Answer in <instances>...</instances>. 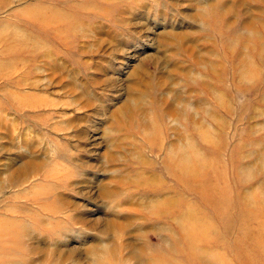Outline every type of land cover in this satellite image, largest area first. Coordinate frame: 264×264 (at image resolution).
<instances>
[{
	"label": "rangeland",
	"instance_id": "1",
	"mask_svg": "<svg viewBox=\"0 0 264 264\" xmlns=\"http://www.w3.org/2000/svg\"><path fill=\"white\" fill-rule=\"evenodd\" d=\"M244 252L264 264V0H0V264Z\"/></svg>",
	"mask_w": 264,
	"mask_h": 264
},
{
	"label": "bare ground",
	"instance_id": "2",
	"mask_svg": "<svg viewBox=\"0 0 264 264\" xmlns=\"http://www.w3.org/2000/svg\"><path fill=\"white\" fill-rule=\"evenodd\" d=\"M37 13H36L37 16L35 15L36 16L35 19H37L38 24H40L41 27L45 26V27H53L54 28L57 25V23L60 22V20H58V19H56L55 21L54 20L49 21L48 17L45 14L41 15L40 12L38 14ZM175 157H176V155H174V156L172 155L171 160L169 158V160H168L169 164L164 163V166H163L164 168H162V172L164 174H166L168 178L172 179V181L174 183L184 184V182L187 179H189L190 175H192L194 170L192 169V167H190V165L186 161V156L184 154H182L181 156H178V159H175ZM186 183H187V181H186ZM159 191L160 190L157 189V192H159ZM167 192H169V190H167ZM158 196H160V195H158ZM158 200H160V199L158 198L157 201ZM165 205H166V203L161 200L158 203V206L155 209V211L152 213V216L155 215V217H158V215L161 213V211H163L162 207H164ZM164 214H167V212ZM193 229H194L195 233L192 232L191 234H188L187 243H186L188 246L190 245V249H193L195 247V245L192 243L197 240V237H199L196 230H195V227H193ZM239 243L240 242L238 239L237 245ZM188 249H189V247H188ZM192 255H194V254H192ZM241 255L243 256V258H245V260H243V259L241 260V261H244V264H247V261L249 264H253L252 257L250 255H248L247 252H244ZM154 260L159 261V262L155 261L154 264H171L172 263V260L170 258H168L167 256H165V258H163V259L156 257ZM145 264H151V263H145Z\"/></svg>",
	"mask_w": 264,
	"mask_h": 264
}]
</instances>
